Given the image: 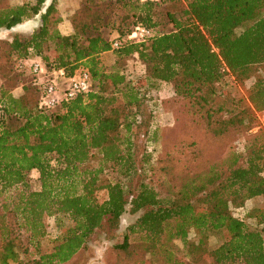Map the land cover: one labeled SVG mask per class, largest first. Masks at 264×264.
Listing matches in <instances>:
<instances>
[{
	"label": "trees",
	"instance_id": "trees-1",
	"mask_svg": "<svg viewBox=\"0 0 264 264\" xmlns=\"http://www.w3.org/2000/svg\"><path fill=\"white\" fill-rule=\"evenodd\" d=\"M45 1L0 5V30L38 18L26 37H12L4 62H16L15 77L27 59L65 78L85 69L90 86L55 109H40L32 81L16 97L10 89L17 78L0 83V264L19 255L23 264H65L95 230L106 227L111 236L126 207L140 212L128 227L140 239L131 245L124 236L113 248L114 264H144L160 249L163 264H264V207L241 218L230 213L264 197V132L244 139L264 111V0H83L68 17L67 36L58 31L57 0ZM162 19L171 30L155 33ZM137 25L151 38L127 40ZM106 52L114 57L108 67L99 61ZM132 57L148 88L170 86L160 107L170 111L171 126L150 131L152 111L123 72ZM225 76L251 80L245 98L222 90ZM234 139L243 142L241 153L230 148ZM157 141L150 165L147 150ZM106 170L116 182L104 178ZM58 215L71 224L40 253L47 219ZM213 233L222 241L210 250ZM171 240L186 261L168 249Z\"/></svg>",
	"mask_w": 264,
	"mask_h": 264
},
{
	"label": "rangeland",
	"instance_id": "rangeland-1",
	"mask_svg": "<svg viewBox=\"0 0 264 264\" xmlns=\"http://www.w3.org/2000/svg\"><path fill=\"white\" fill-rule=\"evenodd\" d=\"M25 0H0L1 4H8V5H18L24 2ZM83 0H57L55 3L57 13L62 16L65 14H68L70 11H74L77 8H79L82 4ZM49 3V0L45 1V5ZM163 8V7H162ZM62 20V19H61ZM14 30V29H13ZM155 33H167L171 30L170 24L167 22L166 19H162L159 24L153 28ZM0 52H2V56L0 58V83H4L3 79L6 78L7 81L13 78V82L16 81V78L18 79V83L14 87H11L10 94L13 97L19 96L22 93L21 85H28L30 81H34V76L31 74L24 72L22 77L14 76V61L11 60L8 64L4 62V53L8 50V43L11 41L13 36L18 37H26L27 33H17L16 31H11L9 33H5L4 30H0ZM112 36H115L112 34ZM107 56V55H106ZM114 61V57L108 55L106 58L104 57L102 59V66L108 67L110 66ZM124 75L127 78L129 82H131L133 85L138 88L139 92L143 95L146 106L148 110L152 111V120H151V129L159 128V127H165V126H171L172 119L170 115L169 110H165L162 107H160V101L168 98L171 95V88L167 84H159L158 86L154 88H148L146 84H144L141 80L143 67L142 65L136 61L135 57H132L129 59L123 69ZM13 75V77H12ZM15 79V81H14ZM34 83V82H33ZM251 80L247 82H243V84L238 83L230 76H225L223 78V88L222 90H226L225 92H233L236 91L239 93L242 97L245 98V91L250 85ZM226 88V89H225ZM255 122L248 131L244 134V139L251 137L255 135L258 132H264V111L263 112H257L255 113ZM242 145L243 142L240 140L234 139L231 144L230 148L237 153L242 152ZM160 143L157 141L152 146H149L148 152L151 155V163L150 165H153L154 160L156 159V156L159 152ZM93 165H96V161L94 160L92 162ZM145 169H149V167H145ZM145 174H148L147 172ZM104 178L113 183L116 182V176L111 170H106L104 172ZM134 181L132 182V184ZM29 184L31 189L36 190L38 188V180H37V174L32 171L29 175ZM97 200L102 201L104 199V194L102 191L98 192ZM264 207V197H254L247 201H245L241 208L239 209H230V213L235 217H240L245 214V212H248L251 209L254 208H261ZM139 213H130L128 211V208L126 207V211L121 215L120 222L116 230L112 232L111 236H108L107 228L103 227L100 229H97L93 232L91 237L88 239L87 243L85 244V247L78 251L68 262L65 264H114L116 261V255L114 251V246L118 245L122 238L125 236L127 238V241L129 244H133L135 242H138L140 239L139 234L135 233H129L128 227L131 226L138 216ZM47 236L46 238L40 243L39 251L40 253H47L51 249V241L60 233V231L63 228H67L70 226L71 222L64 216H56L54 218H48L47 219ZM247 227L249 229L255 228L254 222L252 220L247 219L246 220ZM191 238V236L189 235ZM222 241V237L220 235L216 234H210L208 238V249L215 248L220 242ZM168 249L175 253V256L181 258L183 261H186L184 249L182 248L181 244L178 240H171L167 244ZM158 256V257H157ZM161 249L157 252L156 257H153V259H147L145 258L144 264H163V260H161ZM22 257L19 255L18 261L16 262H9L8 264H23L22 263ZM158 259V261H157ZM207 262H210V257H207Z\"/></svg>",
	"mask_w": 264,
	"mask_h": 264
},
{
	"label": "built area",
	"instance_id": "built-area-1",
	"mask_svg": "<svg viewBox=\"0 0 264 264\" xmlns=\"http://www.w3.org/2000/svg\"><path fill=\"white\" fill-rule=\"evenodd\" d=\"M142 2H156L157 0H138ZM152 32L143 26H134L127 35V40L134 43H141L151 38ZM118 47L117 41H112L111 49ZM17 71L24 73L27 72L34 76V85L39 91L37 97V107L55 109L62 101H68L75 98L77 95L88 91L90 86V79L88 72L85 69H78L72 77L65 78L62 72H45L39 62L35 60H23L16 66ZM50 74V76H49ZM58 75L61 79L65 80V85L60 87L55 77ZM52 75V76H51ZM54 75V76H53ZM1 118V113H0Z\"/></svg>",
	"mask_w": 264,
	"mask_h": 264
},
{
	"label": "crops",
	"instance_id": "crops-1",
	"mask_svg": "<svg viewBox=\"0 0 264 264\" xmlns=\"http://www.w3.org/2000/svg\"><path fill=\"white\" fill-rule=\"evenodd\" d=\"M73 10L68 12V14H65L64 16L61 15V22L58 25V31L62 36H67L71 33V26L69 24L68 21V17L72 14ZM38 25V18L35 17L31 20H28L18 26H16L15 28H13L11 31H16L17 33H27L29 34L30 32H32ZM11 31H7V33L11 32ZM6 33V31H5ZM1 31H0V35H1ZM110 52H106V53H102L99 56V61L100 63H102V59L105 57H107L108 55H110ZM107 55V56H106ZM112 56V54H111ZM112 63V62H111ZM50 76V74H49ZM52 76V75H51ZM54 76V75H53ZM54 79H56L57 84L60 87H63L65 84V80L61 79L58 75L55 74V77H53Z\"/></svg>",
	"mask_w": 264,
	"mask_h": 264
}]
</instances>
